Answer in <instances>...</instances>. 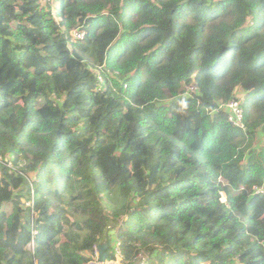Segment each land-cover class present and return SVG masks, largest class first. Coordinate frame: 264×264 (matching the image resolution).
<instances>
[{"label":"trees","instance_id":"obj_1","mask_svg":"<svg viewBox=\"0 0 264 264\" xmlns=\"http://www.w3.org/2000/svg\"><path fill=\"white\" fill-rule=\"evenodd\" d=\"M0 158V264H264V0H0Z\"/></svg>","mask_w":264,"mask_h":264},{"label":"built area","instance_id":"obj_2","mask_svg":"<svg viewBox=\"0 0 264 264\" xmlns=\"http://www.w3.org/2000/svg\"><path fill=\"white\" fill-rule=\"evenodd\" d=\"M73 37L75 40H84L85 38V33L80 31V30H75L73 32ZM99 84L104 83V77L102 75H99ZM197 88L196 87H191L188 89V94H194L196 93ZM227 108L229 111V121L234 124L235 126L238 127H243V120H244V109L240 103L239 100H233L227 104ZM2 161V158H0V162ZM7 163V167L10 169H13V162L7 158L4 160ZM1 178V176H0ZM258 194H264V187L257 189L256 191ZM31 203L29 202V205ZM28 205V206H29ZM96 247L92 250V252L89 253V256L91 257V261L87 264H98V256H97V250ZM112 250L109 252V255H113L112 258H108L107 264H125L124 262V256L121 252L120 249V244L118 241H114L112 245ZM145 263V260L142 261V264Z\"/></svg>","mask_w":264,"mask_h":264},{"label":"water","instance_id":"obj_3","mask_svg":"<svg viewBox=\"0 0 264 264\" xmlns=\"http://www.w3.org/2000/svg\"><path fill=\"white\" fill-rule=\"evenodd\" d=\"M96 250L98 256V264H107L109 245L107 243L99 244L97 245Z\"/></svg>","mask_w":264,"mask_h":264},{"label":"rangeland","instance_id":"obj_4","mask_svg":"<svg viewBox=\"0 0 264 264\" xmlns=\"http://www.w3.org/2000/svg\"><path fill=\"white\" fill-rule=\"evenodd\" d=\"M260 139H261V138H259V140H260ZM28 205H29V202L26 203V206H28ZM9 208H10L9 205H7V206H6V209L8 210Z\"/></svg>","mask_w":264,"mask_h":264}]
</instances>
